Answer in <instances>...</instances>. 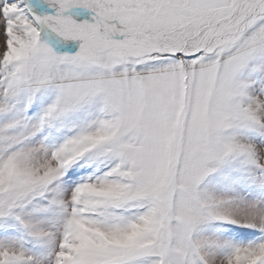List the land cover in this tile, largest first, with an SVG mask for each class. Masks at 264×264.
<instances>
[{"label":"snow or ice","instance_id":"6c2138e0","mask_svg":"<svg viewBox=\"0 0 264 264\" xmlns=\"http://www.w3.org/2000/svg\"><path fill=\"white\" fill-rule=\"evenodd\" d=\"M0 264H264V0H0Z\"/></svg>","mask_w":264,"mask_h":264}]
</instances>
